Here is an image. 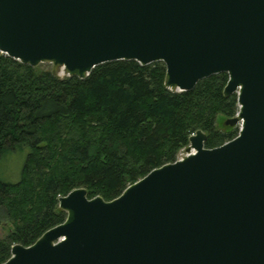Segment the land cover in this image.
I'll return each instance as SVG.
<instances>
[{
    "label": "water",
    "instance_id": "1",
    "mask_svg": "<svg viewBox=\"0 0 264 264\" xmlns=\"http://www.w3.org/2000/svg\"><path fill=\"white\" fill-rule=\"evenodd\" d=\"M0 52L62 76L98 64L163 61L166 86L227 72L234 139L153 169L106 200L61 196L64 223L2 264H264V0H0Z\"/></svg>",
    "mask_w": 264,
    "mask_h": 264
},
{
    "label": "trees",
    "instance_id": "2",
    "mask_svg": "<svg viewBox=\"0 0 264 264\" xmlns=\"http://www.w3.org/2000/svg\"><path fill=\"white\" fill-rule=\"evenodd\" d=\"M163 61L119 59L98 64L81 79L24 64L0 52V159L29 146L21 179L0 182V264L14 244L32 245L64 223L60 197L77 187L113 200L159 166L175 162L197 130L215 148L240 134L218 119L239 112L236 93L224 95L229 74L215 73L195 88L166 86Z\"/></svg>",
    "mask_w": 264,
    "mask_h": 264
},
{
    "label": "rangeland",
    "instance_id": "3",
    "mask_svg": "<svg viewBox=\"0 0 264 264\" xmlns=\"http://www.w3.org/2000/svg\"><path fill=\"white\" fill-rule=\"evenodd\" d=\"M37 67L42 69H51L53 64L51 62L41 63ZM62 76H67L64 71L61 73ZM228 118H219L218 125L220 128L224 129L230 125L226 124ZM240 128V125H238ZM189 145V144H188ZM188 145L182 148L178 158L181 159L182 156L187 155ZM29 155V146H21L16 149H8L0 159V182H12L17 183L21 179V174L24 168V164ZM12 228L11 222L7 219L3 220V223L0 225V237L5 238L9 230Z\"/></svg>",
    "mask_w": 264,
    "mask_h": 264
}]
</instances>
